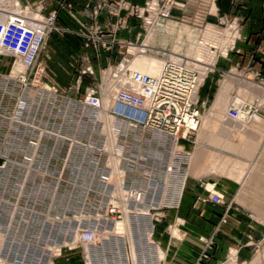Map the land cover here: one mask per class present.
<instances>
[{"label": "rangeland", "instance_id": "374dc122", "mask_svg": "<svg viewBox=\"0 0 264 264\" xmlns=\"http://www.w3.org/2000/svg\"><path fill=\"white\" fill-rule=\"evenodd\" d=\"M11 1L26 14L22 18L27 20L30 29L32 15L41 14L20 0ZM212 1L172 0L175 5H171L168 18L156 20V9L152 7L155 2L147 0L151 3L149 10V6L143 5L133 12L138 28L131 35V41L119 40L115 33H106L100 28L101 41L110 49L92 48L97 57L91 66L93 74L80 75L87 67L76 62L69 72L71 79L65 74L61 77L65 82L60 84L49 82L46 71L42 81H37L29 72L24 73L23 81L19 80L18 74L24 71L20 55L22 42L18 37L1 40L0 57L6 62L5 72L0 73V225L3 233L23 239L27 234L31 243L39 245L40 241L60 233V225L52 222L54 218L78 212L80 195L64 194L60 183L64 179L72 183L80 175L77 164H81L78 163L81 158L72 142L80 137L103 140L101 133L106 134L108 141L111 139L108 128L112 119L104 110L114 93L130 83L131 73L148 74L144 69L150 68L137 62L143 55L138 52L148 43L146 57L185 66L199 74V126L189 142L182 144L188 154L185 176L214 178V182L206 181L203 189L221 197L220 191L225 187L234 188L239 184L240 192L248 200L249 210L243 212L244 220L258 223L260 228V244L252 245L248 240L243 249L247 260L236 259L231 249L218 264H264V179L253 178L258 165L264 169L263 163L256 162L264 160V79L252 60L243 62L240 45L244 37L239 30L240 23L205 16L215 14ZM0 4L6 11L5 22L14 27L12 16L19 11L6 0ZM40 19L35 16V20ZM86 33L84 29L77 35L83 41L82 47ZM78 76L80 83L76 92ZM46 87H54L55 92L47 91ZM85 90H91L100 99L99 121L97 114L83 113L87 112L81 108ZM230 108L237 110L236 119L228 117ZM108 165L116 179L113 197L119 198L122 209V219L116 223L113 233L129 237L128 212L119 188L116 160L111 157ZM256 199L262 203H256ZM257 206L263 209L251 208ZM175 230L170 228L172 235ZM44 254V263L82 264L75 252H61L57 258L54 257L59 253ZM84 258L86 264H91L87 249Z\"/></svg>", "mask_w": 264, "mask_h": 264}, {"label": "built area", "instance_id": "2783aa9c", "mask_svg": "<svg viewBox=\"0 0 264 264\" xmlns=\"http://www.w3.org/2000/svg\"><path fill=\"white\" fill-rule=\"evenodd\" d=\"M70 2L62 0V7L67 11L71 9ZM154 2L156 20L168 18L171 5H175L172 0ZM150 4L146 2L144 6ZM55 15L52 12L44 18L33 14L30 29H23L21 19L16 18L12 24L14 29L8 30L12 33L10 37H18L23 45L20 55L24 71L18 74L19 80L23 81L22 76L29 72L37 81H42L45 68L38 57L44 50L48 34L54 30ZM35 16L41 19L35 20ZM85 31L84 48L110 49L101 41L102 32L98 26H88ZM80 75L91 76L92 71L87 67ZM132 80L137 89L117 90L104 110L112 119L108 128L111 139L108 141L106 134L101 133L105 137L103 140L80 137L72 142L81 158L78 162L81 164L76 163L80 175L72 183L64 181L66 179L60 183L64 194L80 195L78 212L54 218L52 222L60 225V233L40 241L39 245L31 243L27 234L23 239L3 233L0 225L1 261L35 264L37 259L36 264H52L44 263V253H51V256L59 253L54 257L57 258L61 252H75L82 264H86L83 254L86 245L91 264L164 263V253L154 239V229L167 211L177 210L180 204L188 158L182 144L189 142L199 126L197 104L201 84L197 72L173 63H166L156 77L134 74ZM79 83L78 76L76 92ZM53 88L45 89L54 91ZM81 105L82 110L87 111L84 114L95 113L99 121L100 99L91 90H85ZM227 115L236 119L238 112L230 108ZM111 157L116 160L119 188L125 197L129 237L113 233L116 223L122 219V209L119 198L113 197L116 179L108 165ZM206 193L207 201L221 204V196L208 190ZM95 234L99 240H94Z\"/></svg>", "mask_w": 264, "mask_h": 264}, {"label": "crops", "instance_id": "0c3cea01", "mask_svg": "<svg viewBox=\"0 0 264 264\" xmlns=\"http://www.w3.org/2000/svg\"><path fill=\"white\" fill-rule=\"evenodd\" d=\"M20 2L43 16L56 13L55 29L47 36L39 62L45 68L47 80L60 84L65 82L61 78L63 75L70 76L74 63L79 62L92 70V62H97L93 49L82 47L83 41L77 37L79 33L94 25L104 28L106 33H115L119 40L131 41V35L138 28L133 12L147 0H71L70 11L62 7V0ZM212 2L215 14L206 13L205 16L208 15V19H233L240 23L239 30L244 37L240 45L243 62L252 60L254 68L264 79V0ZM4 62L0 57V73L6 70ZM256 162L264 164V160ZM257 169L253 178L264 179L262 166L258 165ZM215 177L220 179L221 176ZM206 181L215 180L209 176L187 175L178 209L167 211L161 222L155 225V240L164 253L163 264H218L231 249L235 251L236 259L245 261L247 253L243 249L247 247V241L252 245L260 244L258 223L244 220L243 212L249 210L248 200L240 192L239 184L236 183L234 188L224 186L225 190L220 191L223 203L214 205L207 201V193L203 189ZM256 203L262 202L256 199ZM251 208L263 209L260 206ZM172 227L176 228L178 236L171 234Z\"/></svg>", "mask_w": 264, "mask_h": 264}, {"label": "bare ground", "instance_id": "6f19581e", "mask_svg": "<svg viewBox=\"0 0 264 264\" xmlns=\"http://www.w3.org/2000/svg\"><path fill=\"white\" fill-rule=\"evenodd\" d=\"M3 1L5 2V0H0V2H2L3 3ZM6 1H8V4H9V6H11L12 8L14 7L17 11H19V13H16L14 16H12L13 17V20L14 21H16V18H19V19H21V26H23V29H29V25L26 23L27 22V20L25 21L22 17H24V16H26V14L25 13H23V12H20V9L18 8V7H16V5H13V2L11 1V0H6ZM7 3V2H6ZM1 5V4H0ZM4 5V4H3ZM7 6V5H6ZM152 7L154 8V5H152ZM153 11V10H152ZM4 12H6V11H4L3 10V8H2V5L0 6V42H1V40H8V39H12L13 37H10V35L12 36V33L10 32V31H8L10 28H13L14 29V27H12L10 24H7L6 22H5V20H6V18H5V15H4ZM17 15V16H16ZM8 18V17H7ZM31 23V22H30ZM4 36V37H3ZM16 37V36H15ZM6 42V41H5ZM147 45H148V43H147ZM147 45H143V47L140 49V51L138 52V54H143L140 58H138L137 59V62H138V64L139 65H145V66H147L148 68H150V70L148 71V70H146V69H144L148 74L147 75H143V74H140V73H138V72H133V73H131L130 75V83L127 85V87L126 88H124V89H132V90H135V89H137V86L134 84V82H133V80H132V76L134 75V74H139V75H143V76H147V77H156V76H158L159 74H160V72H161V70H162V68H163V66L166 64L165 62H163V61H159V60H154V59H152V58H150V57H146L144 54L146 53V50H147ZM199 58H200V56L199 55H197V57H196V60L197 61H199ZM167 63H169V62H167ZM173 64H175V63H173ZM176 65H178V64H176ZM179 66H181V65H179ZM22 67H24V65H22ZM181 67H184V68H186L187 70H192V71H195V70H193V69H191V68H188V67H185V66H181ZM195 72H197V71H195ZM198 74V73H197ZM198 83H199V74H198ZM235 109V108H234ZM248 115V114H247ZM121 191V190H120ZM122 193V192H121ZM220 196V195H219ZM124 199H125V197H124ZM125 205V204H124ZM124 208H126L125 206H124ZM173 233V235H174V237H176V236H178V233H177V231L175 230V231H173L172 232ZM97 234H95V237H94V240H96V238H97ZM178 238V237H177ZM84 254L86 255V245L84 246ZM50 262V261H49ZM0 264H6L5 262H3V261H1L0 260Z\"/></svg>", "mask_w": 264, "mask_h": 264}]
</instances>
